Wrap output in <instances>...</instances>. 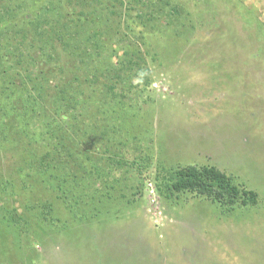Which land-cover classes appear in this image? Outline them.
<instances>
[{
  "label": "rangeland",
  "instance_id": "rangeland-1",
  "mask_svg": "<svg viewBox=\"0 0 264 264\" xmlns=\"http://www.w3.org/2000/svg\"><path fill=\"white\" fill-rule=\"evenodd\" d=\"M177 2L188 34L146 35L151 82L130 134L149 167L117 170L82 219L40 199L50 214L30 217L31 234L2 245L0 264H264V0ZM188 164L232 175L257 204L224 209L189 193L161 195L156 170ZM20 198L9 207L22 209Z\"/></svg>",
  "mask_w": 264,
  "mask_h": 264
},
{
  "label": "trees",
  "instance_id": "trees-1",
  "mask_svg": "<svg viewBox=\"0 0 264 264\" xmlns=\"http://www.w3.org/2000/svg\"><path fill=\"white\" fill-rule=\"evenodd\" d=\"M181 16L177 0H0L1 261L2 245L31 234L30 217L50 214L40 199L82 219L117 170L149 167L130 134L151 82L146 35L170 29L185 37ZM154 182L165 198L189 193L224 209L258 202L210 164L159 167ZM19 197L26 207H9Z\"/></svg>",
  "mask_w": 264,
  "mask_h": 264
}]
</instances>
